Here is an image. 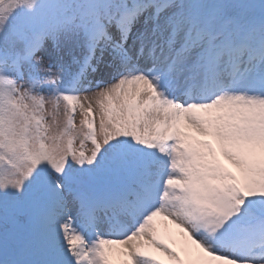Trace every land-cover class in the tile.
<instances>
[{"label": "snow or ice", "instance_id": "6c2138e0", "mask_svg": "<svg viewBox=\"0 0 264 264\" xmlns=\"http://www.w3.org/2000/svg\"><path fill=\"white\" fill-rule=\"evenodd\" d=\"M0 264H264V0H0Z\"/></svg>", "mask_w": 264, "mask_h": 264}, {"label": "rangeland", "instance_id": "374dc122", "mask_svg": "<svg viewBox=\"0 0 264 264\" xmlns=\"http://www.w3.org/2000/svg\"><path fill=\"white\" fill-rule=\"evenodd\" d=\"M79 119H80V117H79V115H77L76 116V121H77V123L79 122ZM166 222L165 221H158V224H159V226L161 227V228H163V225L165 224ZM170 227V226H169ZM173 232L175 233V230L173 229Z\"/></svg>", "mask_w": 264, "mask_h": 264}]
</instances>
